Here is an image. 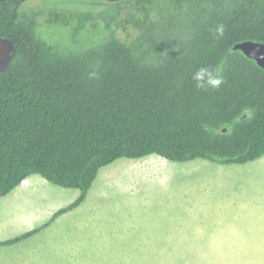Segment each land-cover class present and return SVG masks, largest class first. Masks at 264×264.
<instances>
[{
	"label": "trees",
	"instance_id": "trees-1",
	"mask_svg": "<svg viewBox=\"0 0 264 264\" xmlns=\"http://www.w3.org/2000/svg\"><path fill=\"white\" fill-rule=\"evenodd\" d=\"M25 1L0 2V36L15 43L0 72V197L32 175L78 190L51 222L120 159L264 156V69L233 49L264 44V0L102 1L98 12L35 14L22 12ZM218 24L225 33L214 38ZM204 66L220 69L219 90L195 88Z\"/></svg>",
	"mask_w": 264,
	"mask_h": 264
},
{
	"label": "rangeland",
	"instance_id": "rangeland-1",
	"mask_svg": "<svg viewBox=\"0 0 264 264\" xmlns=\"http://www.w3.org/2000/svg\"><path fill=\"white\" fill-rule=\"evenodd\" d=\"M103 8L100 0H26L21 10L35 14ZM88 196L80 217L92 224V234L87 242L73 240L77 264H264V212L263 217L259 214L260 208L264 210V156L245 165L176 163L156 155L120 159L100 170ZM48 202V197L35 192L17 199L0 197V237L18 235L22 223L33 217L30 213ZM239 210L254 216L241 221L235 213ZM213 221L220 222V239L226 241H211ZM228 221L250 224L252 231L245 238L231 236L223 226ZM70 230L65 235L49 231L20 246L0 247V264H65L68 250L56 254L53 243L58 236L78 238L80 232ZM197 230L203 231V242L176 241L195 239ZM82 250L91 254L85 263ZM33 254L49 259L35 262ZM128 254L134 257L122 259Z\"/></svg>",
	"mask_w": 264,
	"mask_h": 264
},
{
	"label": "crops",
	"instance_id": "crops-1",
	"mask_svg": "<svg viewBox=\"0 0 264 264\" xmlns=\"http://www.w3.org/2000/svg\"><path fill=\"white\" fill-rule=\"evenodd\" d=\"M70 190H72V189H70ZM68 191H69V189L60 188V187H57V186L50 184L49 182H47L45 179H43L42 177H40L38 175H32V176H29L28 178H26L13 191H11L9 194H7L8 196L6 195V198L17 199V198H19V197H21L24 194H27L29 192H35L37 194L40 193V194H43L45 197H48L49 202L47 204V207L45 206L42 210L37 209L36 213H34V212L30 213L33 215V217L28 219L26 222L22 223L23 228H21V231L18 235L13 236L12 238H7V239L4 237L3 238L0 237V242H4V241L10 240V239H13V238L18 237L22 234L31 232V231L39 229V228H41V229L38 232L34 233L33 235L28 236L27 238L19 241L16 244H13L10 246H0V247H16L18 245L20 246L24 242L32 241L33 239L41 237L40 235L43 236L44 233L48 234L49 231L50 232L53 231L55 233V232H59L61 230L60 234L65 235L66 232L71 231L70 228H72V231H73L72 233H76V235H77V232H80V234L78 235V238H76V239L72 238L71 240H67V239H63L62 237L58 236V240L53 243V249H54L56 254H57V252H59L61 250H68V253H66L63 256V259L67 261L65 264H77V262H75L74 254L72 251L74 248L73 246L75 244L74 242H87V240H89V237L91 238V234H92V232L90 231L91 227H93L92 224L88 220L81 219V217H80L81 211L85 210V208H82V207H84V204L88 201L89 196L87 198H85L86 200H84L83 203H81L78 207H76L72 210H69L62 215H59L53 221L49 222L51 220L52 216L57 211L69 206L70 204H72L77 199L79 193L78 194H76V193L72 194L71 192H68ZM259 210H260L259 214L264 212V210H262L261 208ZM248 211L249 210H244V212H241V210H239V211H235V213L236 212L239 213V215H237V216L240 218L241 221H244L247 216H250L251 218L254 216V215L251 216L248 213ZM217 212H218V214L220 213L219 210ZM261 217H263L262 214H261ZM218 219H220V218H216L215 220H218ZM225 223L226 222H224V224ZM223 226L228 233L232 234L231 236L237 235V237L244 236V238H245L252 231V227L250 228V231L248 230L250 224H248V225H247V223L241 224V223H239V221H236L235 223L228 221L226 223V225H223ZM211 227L213 228V230L211 232V236L213 237L211 239L212 242H214V241H226L224 239H220V235H223L222 234L223 232L220 233L218 231L221 227L220 222L216 224V222L213 221V224H211ZM261 231L263 232L262 229H261ZM247 232H249L248 235L245 234ZM262 232H260V233H262ZM76 235H74L73 237H76ZM203 237H204L203 231L197 230V236L195 239H182V240L178 239L176 241H195L197 243L198 242L200 243V242L204 241ZM42 240H43V238H42ZM42 240H40V241H42ZM73 240H76V241L73 242ZM229 241H231V240H229ZM235 241H237V239ZM76 248L80 249L81 247L79 245H77ZM33 256H34V254H33ZM81 256H82L83 261L85 263L86 259H90L91 254H89L86 250H82ZM133 257L134 256L132 254L131 255L128 254L126 257H122V259H128V258H133ZM47 259H49V257H46L44 255L32 257L33 261L42 262V263H46ZM27 263H29V260L27 261ZM20 264H26V263L20 261Z\"/></svg>",
	"mask_w": 264,
	"mask_h": 264
},
{
	"label": "water",
	"instance_id": "water-1",
	"mask_svg": "<svg viewBox=\"0 0 264 264\" xmlns=\"http://www.w3.org/2000/svg\"><path fill=\"white\" fill-rule=\"evenodd\" d=\"M2 1H25V0H0ZM104 2H118L121 0H101ZM234 50H240L246 57L253 59L258 66L264 69V44L257 42H242L233 47ZM15 54V43L9 39L0 36V72L5 71Z\"/></svg>",
	"mask_w": 264,
	"mask_h": 264
},
{
	"label": "clouds",
	"instance_id": "clouds-1",
	"mask_svg": "<svg viewBox=\"0 0 264 264\" xmlns=\"http://www.w3.org/2000/svg\"><path fill=\"white\" fill-rule=\"evenodd\" d=\"M211 31L214 38H221L225 33V27L223 24H218ZM191 79L195 88L201 91L219 90L225 83L220 69L212 66L198 68L192 73Z\"/></svg>",
	"mask_w": 264,
	"mask_h": 264
}]
</instances>
